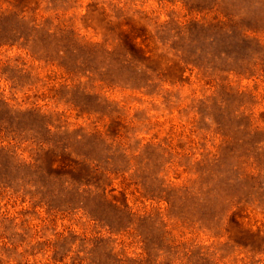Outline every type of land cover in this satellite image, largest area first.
Returning a JSON list of instances; mask_svg holds the SVG:
<instances>
[{"label":"rangeland","instance_id":"obj_1","mask_svg":"<svg viewBox=\"0 0 264 264\" xmlns=\"http://www.w3.org/2000/svg\"><path fill=\"white\" fill-rule=\"evenodd\" d=\"M0 264H264V0H0Z\"/></svg>","mask_w":264,"mask_h":264}]
</instances>
